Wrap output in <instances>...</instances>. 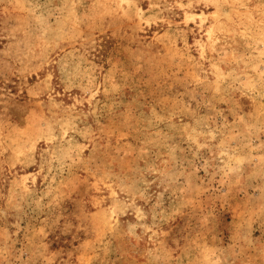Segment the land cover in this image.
<instances>
[{
    "label": "rangeland",
    "instance_id": "obj_1",
    "mask_svg": "<svg viewBox=\"0 0 264 264\" xmlns=\"http://www.w3.org/2000/svg\"><path fill=\"white\" fill-rule=\"evenodd\" d=\"M0 264H264V0H0Z\"/></svg>",
    "mask_w": 264,
    "mask_h": 264
}]
</instances>
